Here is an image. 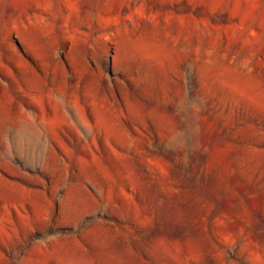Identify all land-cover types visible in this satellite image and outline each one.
<instances>
[{
    "label": "rangeland",
    "instance_id": "374dc122",
    "mask_svg": "<svg viewBox=\"0 0 264 264\" xmlns=\"http://www.w3.org/2000/svg\"><path fill=\"white\" fill-rule=\"evenodd\" d=\"M0 264H264V0H0Z\"/></svg>",
    "mask_w": 264,
    "mask_h": 264
}]
</instances>
